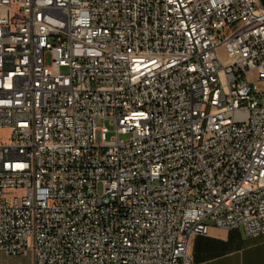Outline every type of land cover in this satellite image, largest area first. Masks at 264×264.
Masks as SVG:
<instances>
[{
  "label": "built area",
  "instance_id": "built-area-1",
  "mask_svg": "<svg viewBox=\"0 0 264 264\" xmlns=\"http://www.w3.org/2000/svg\"><path fill=\"white\" fill-rule=\"evenodd\" d=\"M0 129V252L194 264L212 225L264 234V8L0 0Z\"/></svg>",
  "mask_w": 264,
  "mask_h": 264
},
{
  "label": "crops",
  "instance_id": "crops-1",
  "mask_svg": "<svg viewBox=\"0 0 264 264\" xmlns=\"http://www.w3.org/2000/svg\"><path fill=\"white\" fill-rule=\"evenodd\" d=\"M190 251L194 264H264V234L250 237L243 227L212 225L209 235L193 238Z\"/></svg>",
  "mask_w": 264,
  "mask_h": 264
},
{
  "label": "rangeland",
  "instance_id": "rangeland-1",
  "mask_svg": "<svg viewBox=\"0 0 264 264\" xmlns=\"http://www.w3.org/2000/svg\"><path fill=\"white\" fill-rule=\"evenodd\" d=\"M219 55L227 62V58L225 56L224 49H219ZM47 64H50L51 58L50 55L46 57ZM65 71V70H63ZM97 125L99 127H107L109 130L108 138L114 136V123L109 120H100ZM0 136L6 138L8 136V129H0ZM129 139V135H121V140L127 141ZM102 188H99L101 191ZM0 264H33L32 254L30 252L19 254V255H8L5 252H0ZM240 264V262H239Z\"/></svg>",
  "mask_w": 264,
  "mask_h": 264
},
{
  "label": "water",
  "instance_id": "water-1",
  "mask_svg": "<svg viewBox=\"0 0 264 264\" xmlns=\"http://www.w3.org/2000/svg\"><path fill=\"white\" fill-rule=\"evenodd\" d=\"M262 7L264 8V0H260Z\"/></svg>",
  "mask_w": 264,
  "mask_h": 264
}]
</instances>
